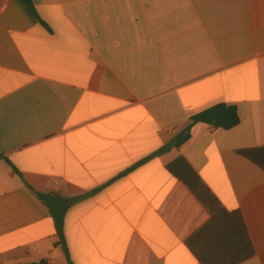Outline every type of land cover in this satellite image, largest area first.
<instances>
[{
  "label": "crops",
  "instance_id": "1",
  "mask_svg": "<svg viewBox=\"0 0 264 264\" xmlns=\"http://www.w3.org/2000/svg\"><path fill=\"white\" fill-rule=\"evenodd\" d=\"M31 1L0 0V264H68L35 193L84 196L73 264H200L186 240L210 215L166 170L178 157L241 214L240 264H264V170L240 155L264 147V0ZM218 106L235 127L186 132Z\"/></svg>",
  "mask_w": 264,
  "mask_h": 264
},
{
  "label": "trees",
  "instance_id": "2",
  "mask_svg": "<svg viewBox=\"0 0 264 264\" xmlns=\"http://www.w3.org/2000/svg\"><path fill=\"white\" fill-rule=\"evenodd\" d=\"M20 1L32 15H35L31 0ZM42 25L47 27L44 23ZM196 123L229 130L238 124V119L234 109L218 106L192 117L186 132L189 131L191 125ZM187 138V134L176 136L173 139L174 147H181ZM167 149L157 151L127 172L154 157L160 156ZM240 155L264 170V147L243 150ZM0 159L2 158L0 157ZM13 170L21 177L15 168ZM166 170L187 187L210 215L209 220L186 240V246L200 264H240L252 258L255 251L241 214L237 211H226L184 158H176L166 166ZM27 187L31 189L29 186ZM97 191H93L92 194ZM35 195L41 204L46 207L54 223L58 238L56 246L61 248L68 264H73L64 238V218L69 208L84 199V196L65 199L59 193H35ZM30 264L51 263L49 260H41Z\"/></svg>",
  "mask_w": 264,
  "mask_h": 264
},
{
  "label": "water",
  "instance_id": "3",
  "mask_svg": "<svg viewBox=\"0 0 264 264\" xmlns=\"http://www.w3.org/2000/svg\"><path fill=\"white\" fill-rule=\"evenodd\" d=\"M169 146H172V143H170Z\"/></svg>",
  "mask_w": 264,
  "mask_h": 264
}]
</instances>
